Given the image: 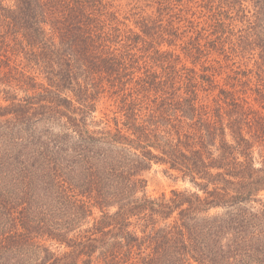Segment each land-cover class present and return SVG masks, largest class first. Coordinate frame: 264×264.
Here are the masks:
<instances>
[{"label": "trees", "instance_id": "16d2710c", "mask_svg": "<svg viewBox=\"0 0 264 264\" xmlns=\"http://www.w3.org/2000/svg\"><path fill=\"white\" fill-rule=\"evenodd\" d=\"M127 1L0 0V264H264V0Z\"/></svg>", "mask_w": 264, "mask_h": 264}, {"label": "rangeland", "instance_id": "374dc122", "mask_svg": "<svg viewBox=\"0 0 264 264\" xmlns=\"http://www.w3.org/2000/svg\"><path fill=\"white\" fill-rule=\"evenodd\" d=\"M128 3L127 0H116L117 5H121L122 7ZM248 10H252L253 6L251 4H247ZM167 47H163L162 50H166ZM188 65L191 66L190 62ZM3 95H0V102ZM98 116L100 114H97ZM261 151L259 148H256L253 151V157L255 159V166L258 168L261 166L263 158H261ZM178 174L172 171H168L165 166H161L158 164H153L152 168L149 172L146 173L145 178L147 181V188L146 193L152 199H157L166 195L167 197L171 196L172 191L174 190H192L195 191L196 189L193 185L187 181H183L180 178H177ZM248 209H259L260 206L258 203H251L247 205ZM225 212L222 209L212 210L211 214H218ZM101 213L96 210L95 218L100 216Z\"/></svg>", "mask_w": 264, "mask_h": 264}]
</instances>
